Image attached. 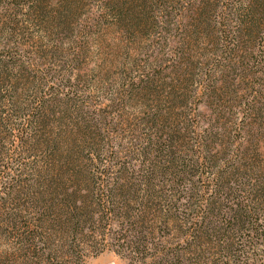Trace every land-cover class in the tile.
Returning a JSON list of instances; mask_svg holds the SVG:
<instances>
[{"label": "trees", "instance_id": "obj_1", "mask_svg": "<svg viewBox=\"0 0 264 264\" xmlns=\"http://www.w3.org/2000/svg\"><path fill=\"white\" fill-rule=\"evenodd\" d=\"M39 1L38 4H29L26 0H0V35L20 34L19 30L24 21L30 19L31 14L38 9L43 10L44 0ZM66 1L62 7L67 11L71 2ZM173 1L176 2L118 0L119 4H116L115 8L118 16H129L130 20L133 19V22L141 27L148 21V9L154 11L153 7L159 9L166 2ZM150 2L153 6L148 8ZM211 2L212 0L199 1V10L193 13L194 28L191 32L198 35L206 31L208 34L214 32L217 23L223 26V31L218 36L214 35L215 32L212 35L211 43L219 47L220 58L213 62L215 71L203 86L204 93L209 98L213 97L223 108H217L215 116L212 115L208 122V128H203V132L198 134V147L201 152L199 150L200 153L193 161L175 157V135L176 132L180 133L181 129L166 128L168 126L162 125L172 121L177 113H169L165 117L167 121L162 120L163 116L159 112L153 116L154 124L157 125L151 127L143 141L139 140V143H142L140 149L135 148L140 157L137 164L127 166L126 162H119L118 168L112 174L108 173L106 176L103 173L98 177L91 170L95 165L94 152L97 150L88 148L90 153L87 156L92 164L90 175L80 166L76 143L70 144L64 138V129H59V135L57 132L55 136L54 129L49 127L54 114L58 113L56 108H48L49 104L51 105L49 98L38 97L36 93L34 98L38 105L35 108L0 110V143L7 137L22 143L30 141L34 151L35 146L38 149L43 148L50 164L49 176L42 181L33 183L21 177L16 180L14 176H11L9 182L1 184L0 181V194L4 193V196H0V217L4 220L1 224L5 226L7 235L17 238L14 249L20 256L33 252L32 255L49 261L48 264H86L87 256L81 252L80 237L96 232L100 225L104 232L106 229L111 230L118 225L114 216L130 207L126 228L132 231L133 235L130 238V235L122 234V238L114 243V250L119 252L118 247L136 243L137 249L143 253L141 258H137V263L258 264L260 258L263 259L261 253L264 251L261 250L260 253L255 250L258 244L264 241V155L261 142L251 140L247 144L250 137H255L245 124L250 121L248 111L242 112L239 118L238 114L236 115L237 121L242 124L239 129L242 137L237 138L227 123L231 122L230 118L235 114L228 91L238 100L241 97L239 82L246 81L251 74L249 58L252 57L253 50L252 46L251 49L248 48V44L260 37L261 31L264 30V0H250L246 6L235 8L238 10L237 16L231 19L239 22L235 29L227 18L235 6L231 5L230 8L225 5L226 22H217L216 17L214 21L210 15V7L213 6ZM254 2L256 6L252 7ZM134 6H142L143 10L137 12ZM65 10H60V14ZM15 41L13 45L18 48L19 44ZM8 45L11 46L10 43ZM5 47L2 50L0 48V75L3 70L6 74L0 87H6L7 85H3L5 83L18 84L16 72L23 70L19 66L14 72L22 57L18 58ZM11 66L14 68L10 69ZM13 79H16L15 82H12ZM31 88L28 90L31 91ZM254 107L255 104L249 100L245 108ZM225 108L231 110L226 112ZM79 109L69 108L64 114L66 111ZM64 117L66 116L57 118L61 120ZM84 127L90 132V129ZM241 138L242 140H237ZM63 142L65 147L61 148ZM206 150L208 154H203ZM5 152L4 145H1L0 167ZM212 160L215 161L210 165L212 169L207 170V174L202 177L207 180V186L199 188V204L197 208L192 209L196 191L191 188L193 181L189 176L193 172L190 169L202 168ZM187 175L190 180H187ZM14 193L17 196H14ZM133 204L137 205L138 209L132 208ZM131 210L134 214H131ZM164 210L165 213L162 214ZM150 214L154 218H151ZM154 219L181 231V236L176 240V248L162 245L157 248L156 254L152 255H156L155 260L148 261L149 256L145 252L147 247L149 249L147 242L153 244L150 238L154 237L155 230L143 231V227L148 221L154 223ZM120 226L121 229L125 227L124 224ZM53 230L54 252L49 245ZM136 237L138 240H134ZM121 239L123 242H120ZM103 250L105 249L99 247L95 253Z\"/></svg>", "mask_w": 264, "mask_h": 264}, {"label": "rangeland", "instance_id": "obj_2", "mask_svg": "<svg viewBox=\"0 0 264 264\" xmlns=\"http://www.w3.org/2000/svg\"><path fill=\"white\" fill-rule=\"evenodd\" d=\"M26 1L29 4L40 2ZM117 1L70 0L66 11L62 7L66 0H44L43 10L33 12L30 19L21 25V36H14L13 33V36L6 33L0 35L1 50L6 46L5 49L9 48L18 58L22 57L14 72L19 66L23 68L16 72L18 84L5 83L3 85H7L6 87H0V110L35 108L38 105L34 98L36 93L38 97L49 98L51 105L49 104L48 108H56L58 112L54 114L49 127L54 129L55 136L57 132L59 135V129H64V138L70 144L76 143L78 146L76 154L78 152L82 169L90 175L93 171L98 177L103 173L106 176L108 173L112 174L118 168L119 162L124 161L127 166L137 164L140 157L135 148L140 149L142 143L140 144L139 140L143 141L151 127L157 125L154 124L153 116L159 112L163 116L162 120L167 121L165 117L169 113H177L172 121L162 125L168 126L166 128L181 129L180 133L176 132L175 135V157L193 161L201 152L198 147V134L203 132V128H208V122L212 115L215 116L217 108H223L213 97L209 98L204 93L203 87L204 82H208L211 73L215 71L213 62L220 58L219 47L211 43L212 35L215 32L214 35L218 36L223 31V26L217 23L214 32L208 34L206 31L198 35L191 32L194 28L193 13L199 10L200 0H175V3L166 2L159 9L153 7L154 11L148 9V21L141 27L136 25L133 19L130 20L129 16H118L115 8L116 4H119ZM249 1L212 0L210 15L214 21L215 17L217 22L222 21L226 16L225 5L230 8L235 6L232 14H227L230 25L235 29L239 23L231 20L238 11L235 8L246 6ZM28 3L26 2L27 7ZM150 6H153L152 2L148 8ZM251 6H256V2ZM245 8L248 9L249 6ZM62 9L65 11L60 14ZM134 10L138 12L143 9L142 6H134ZM262 11L264 13V9ZM261 32L260 37L248 44V48L251 49L252 46L253 50L252 57L249 58L251 74L246 81L239 82L241 97L237 100L228 91L235 114L227 126H230L228 128L237 138L242 137L239 132L242 124L237 121L236 115L238 114L239 118L242 112L248 111L250 121L245 124L255 137H247V144L251 140H260L264 155V30ZM13 41L19 44L18 48L14 47ZM12 68L14 66L10 67ZM5 75L3 70L0 85ZM28 88H31V91ZM249 100L255 104L254 108H245ZM219 104L221 105V100ZM69 108L80 109L66 111L64 114ZM225 110L229 112L231 108ZM58 116L66 117L58 120ZM84 126L90 129V132L86 131ZM1 145H4L6 151L0 167L1 184L9 182L11 176L16 180L21 177L33 183L49 176L50 164L43 148L38 149L35 146L34 151L30 141L22 143L19 140L14 141L12 137L3 138ZM64 147L63 142L61 148ZM88 148L97 150H93L95 169L88 159ZM203 152L208 154L207 150ZM214 160L202 168L190 169L193 172L189 176L193 181L191 188L196 191L192 209L197 208L199 204L198 190L207 186V180L202 177L207 174V170L212 169L210 165ZM5 165L6 167H3ZM90 168L92 171H89ZM48 181L49 179L46 182ZM1 195L4 196V193ZM14 196L17 194L14 193ZM132 208L136 210L138 206L133 204ZM129 212L130 207L115 215L118 225L111 230L106 229L104 232L100 225L96 232L80 237L81 252L87 256L86 264H142L137 263V258H141L143 253L137 249L136 243L132 242L123 248L117 246L119 252L114 250V243L122 238V234L130 235V238L133 235V232L126 228ZM164 213L165 210L162 211V214ZM131 214H134L132 210ZM150 217L154 218L152 214ZM3 221L0 217V264L49 263L32 255L33 252L20 256L14 249L17 238L5 233V226L1 224ZM150 222L143 227V231L155 230L154 237L150 238L153 244L147 242L149 249L147 247L145 252L148 253V261L155 260L156 255H152L156 254L157 248L162 245L176 248V240L181 236V231L172 229V226L167 227L165 223H159L155 219L154 223ZM122 224L125 226L123 229L120 226ZM137 237L134 240H138ZM49 241L54 252V230ZM99 247L105 250L96 254ZM255 250L264 251V241L260 242ZM261 256L263 259L260 258L259 263L264 262V252Z\"/></svg>", "mask_w": 264, "mask_h": 264}]
</instances>
